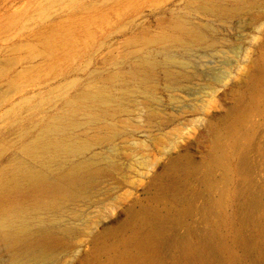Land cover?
<instances>
[{"label": "rangeland", "instance_id": "obj_1", "mask_svg": "<svg viewBox=\"0 0 264 264\" xmlns=\"http://www.w3.org/2000/svg\"><path fill=\"white\" fill-rule=\"evenodd\" d=\"M204 1L0 0V169L79 91L98 86L110 95L106 123L88 125L79 115L73 133L95 139L82 157L111 160L116 168L62 212L59 221L72 235L47 264H77L80 252L89 258L91 236L124 220L128 208L167 210L150 199L147 187L153 173L171 174L169 161L176 169L187 158L200 167L206 162L216 129L242 97L260 56L264 19L259 26L252 15L264 11V0L230 17L207 13L199 5ZM180 20L201 28L204 39L161 40ZM166 51L183 64L171 67L174 79L164 76L161 63L145 82L134 75L146 58L163 62ZM106 124L112 128L101 127ZM251 138L254 176L261 178L264 120ZM196 177L193 171L194 184ZM8 257L0 248V264H11Z\"/></svg>", "mask_w": 264, "mask_h": 264}, {"label": "bare ground", "instance_id": "obj_2", "mask_svg": "<svg viewBox=\"0 0 264 264\" xmlns=\"http://www.w3.org/2000/svg\"><path fill=\"white\" fill-rule=\"evenodd\" d=\"M256 2L205 0L199 5L216 17H230ZM254 12L252 22L260 26L264 11ZM204 36L201 28L180 20L160 39L198 42ZM164 57L163 62L144 59L134 75L145 82L161 63L164 76L174 79L171 67L183 64L170 51ZM248 80L242 97L216 129L214 148L201 167L187 158L177 169L169 161L173 170L168 176L152 174L149 197L167 210L152 204L137 213L128 208L124 220L91 236V256L80 252L77 264H264V177L254 176L257 162L252 153L257 145L251 138L264 120V44ZM109 100L98 86L79 91L0 169V248L11 264H47L54 259L53 252L72 235L59 221L62 212L116 168L111 160L82 157L95 139L73 133L81 124L79 115L88 125L106 123ZM193 171L196 184L190 180ZM175 181L183 183L173 185ZM187 182L193 187L185 186ZM168 220L171 231L166 235Z\"/></svg>", "mask_w": 264, "mask_h": 264}]
</instances>
